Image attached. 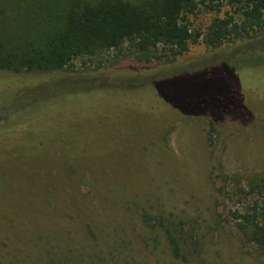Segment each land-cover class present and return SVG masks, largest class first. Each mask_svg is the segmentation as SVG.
Listing matches in <instances>:
<instances>
[{
    "label": "rangeland",
    "instance_id": "rangeland-1",
    "mask_svg": "<svg viewBox=\"0 0 264 264\" xmlns=\"http://www.w3.org/2000/svg\"><path fill=\"white\" fill-rule=\"evenodd\" d=\"M227 16L243 23L223 5L199 8L188 24L203 35ZM249 35L215 50L191 41L173 65L203 70L152 84L167 50L146 62L129 44L63 73L101 74L114 83L106 87L29 91L52 77L0 72V264H176L157 219L198 236L184 264H264L227 221L235 187L264 173L258 72L238 57L220 65L264 51V29Z\"/></svg>",
    "mask_w": 264,
    "mask_h": 264
},
{
    "label": "trees",
    "instance_id": "trees-1",
    "mask_svg": "<svg viewBox=\"0 0 264 264\" xmlns=\"http://www.w3.org/2000/svg\"><path fill=\"white\" fill-rule=\"evenodd\" d=\"M223 5L237 8L243 23L238 25L232 16L217 17L205 34L192 32L189 15L199 8L220 13ZM256 27L264 29V0H0V72L52 77L51 82L29 91H50L81 83L106 87L114 83L102 81L101 74L63 73L78 59L121 51L129 44L134 50L132 55L146 62L161 60L163 55L159 56V52L167 50L164 63L168 64L163 65L152 80L144 82L152 84L203 70L180 73L173 65L188 51L191 41L202 37L203 42L215 50L244 36L253 39L249 33ZM254 55L262 56L264 51L240 53L220 65L233 64L238 57L250 61L248 63L257 70L258 115L264 101V62L255 61L251 58ZM169 66H174L175 70L170 71ZM59 74L68 78L54 80ZM176 116L185 119L200 115ZM82 156L85 154L77 157ZM223 190H227V186ZM232 197L236 200L231 208L227 207V221L243 244L264 256V173L253 176L244 185L239 183ZM160 227L173 262L184 264L198 253L194 243L198 236L190 234L180 223L157 219L152 228Z\"/></svg>",
    "mask_w": 264,
    "mask_h": 264
}]
</instances>
